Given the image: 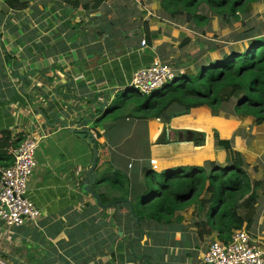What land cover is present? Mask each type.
<instances>
[{"label": "crops", "instance_id": "0c3cea01", "mask_svg": "<svg viewBox=\"0 0 264 264\" xmlns=\"http://www.w3.org/2000/svg\"><path fill=\"white\" fill-rule=\"evenodd\" d=\"M19 1L27 6L12 9L0 0V133L9 134L10 144L4 148L11 156L25 134L39 130L26 196L40 217L17 227L0 222V260L6 264H204L208 244L218 239L212 233L198 240L194 223L199 218L191 219L192 210L176 212L171 224L145 222L141 227L139 218H133V201L146 191L144 169L160 173L204 167L211 161L221 165L225 151L209 137L200 145L189 137L170 140L171 130L158 128L155 120L165 125L171 120L172 133L192 128L181 126L177 117L165 123L145 121L115 109L127 96L136 68L180 58L178 44L182 37L190 39L184 36L181 17L165 14L160 0ZM146 36L150 43L142 47L140 41ZM163 41L177 43L168 57L158 55ZM193 58L188 57L192 62ZM33 71L48 80L37 79L35 85L30 78ZM259 127L250 134V157L264 160V122ZM81 131L91 134L102 153L88 183L95 196L83 191L93 146L80 137ZM162 131L164 141L158 139ZM136 133L144 141L129 145ZM231 136L233 151L246 157L238 134ZM206 146L220 161L209 159ZM2 159L5 156L0 165ZM260 180L264 192V179ZM121 201L130 206L115 208ZM251 218L252 240L264 242V194Z\"/></svg>", "mask_w": 264, "mask_h": 264}, {"label": "trees", "instance_id": "16d2710c", "mask_svg": "<svg viewBox=\"0 0 264 264\" xmlns=\"http://www.w3.org/2000/svg\"><path fill=\"white\" fill-rule=\"evenodd\" d=\"M257 1L160 0L162 11L169 17L183 16L185 22L192 21L196 26L207 22V17L198 13L202 5L230 24L238 21L240 15L248 11L249 5ZM4 2L12 9L20 10L27 6L26 2L19 0ZM95 3L97 5L98 1ZM146 42L150 43L147 36ZM247 42L245 49L232 50L216 62L196 66L194 72H176L174 81L157 91L128 93L129 97H123L115 109L128 107L127 117L145 121L159 119L165 123L169 118L186 115L192 109L206 107L213 115L226 111L237 116H250L256 124H261L264 122V37H250ZM186 44L187 41L182 45ZM116 117L113 116L112 120L119 118ZM214 139L216 146L229 155L230 166L221 167L211 161L204 167L169 169L160 173L143 170L147 188L133 201V218H139L141 227L145 222L171 224L176 212L192 208L191 216L199 218L194 223L198 240L215 232L218 240L227 242L233 231L249 230L253 219L252 214L247 216L248 209L252 210L263 195L261 183L255 181L251 184L243 169V159L233 151L231 141L220 140L217 136ZM202 142L196 140L195 144ZM8 144V132H1L0 159L5 156L1 166L9 165L13 160L12 153L10 156L6 153L8 148H4ZM207 152L210 158L215 155V151ZM101 154L98 153L96 169L101 163ZM112 181L109 180L110 183ZM100 201L104 202L103 196H100ZM121 204L130 206L121 201L114 207Z\"/></svg>", "mask_w": 264, "mask_h": 264}, {"label": "rangeland", "instance_id": "374dc122", "mask_svg": "<svg viewBox=\"0 0 264 264\" xmlns=\"http://www.w3.org/2000/svg\"><path fill=\"white\" fill-rule=\"evenodd\" d=\"M259 3L260 4L255 2V3L250 4L248 7L249 8L248 11L245 14L240 15V19H238V21L231 22L230 24L224 22L221 17L211 12L209 8L205 5L200 6L198 10V13L200 15L207 17V22L203 23L201 26H196L192 21L185 22L184 17L182 16L181 19L179 20L181 24L180 23L179 24L181 25L182 29L185 31L184 36L188 35L190 39L182 37V40L180 41V38H179L178 41H180V45L184 43L186 40L189 41L190 43L185 45L183 49H181L183 45L180 46L178 44L177 48L180 49V51H179V54L177 55H180V58L178 59L175 57L172 58V60L174 61H172L171 63L163 60L164 62L162 63L167 65L169 70L173 71V73H176L178 71V68L180 67L182 68L185 67L186 69L188 66L189 67L187 68L186 71L193 70L194 72L196 71V68H195L196 66H199L201 64L208 65L209 62H216L219 60V58H221L222 55L229 53L232 50L237 49L241 51L245 49L246 47H248L247 41L249 40L250 37H255V38L264 37V1L260 0ZM150 12L152 13L154 12L156 15H160L155 11H150ZM159 20H160L159 23H164V25H167L162 19H159ZM167 26H171V25L168 24ZM145 29L146 27L144 26V30ZM246 35L247 36L250 35V36L246 37ZM144 37H145V33H144ZM174 44L177 45L175 41H173L172 43L163 41L162 43H159V46L163 47L162 51L159 53L157 51L156 52L158 53V55L161 54L163 57L165 56L168 57L169 55L168 53H174L176 51ZM145 46H146V43H145ZM188 57L190 58L196 57V58H193V62H192V60H189ZM188 62H192V63H188ZM174 64L176 66H174ZM42 74L43 73H38L37 71H33V74L30 75V78H33L36 80L35 85H37L38 82L39 83H43V81L45 82V79L48 80L49 77L42 75ZM61 76L64 77L63 74H61ZM37 79H39L38 82H37ZM128 85H129L128 93L136 94V91L133 89V84L129 83ZM121 96L122 95L119 94L116 100L120 101ZM127 97L129 96L127 95ZM116 110L127 113L130 111V108L125 107V108L116 109ZM202 113H205V114L202 115ZM120 115L121 114L117 115L116 118L120 117ZM183 117H186V118H183ZM221 117H224L229 120L222 119ZM175 121L176 122L179 121L181 126L192 127V128L189 131L181 129L177 133H174V132L172 133V129L170 128L171 120L166 125L157 120H155V123L158 125V128H167L171 130L170 132H168L170 140H174V139L181 140V139H184V137L185 138L189 137V139L194 145H196L195 144L196 140L197 141L203 140V142H205L207 137L211 138L212 142H214V145H216V142L214 141L215 140L214 136H217L220 140H225L224 139L225 137H229L230 139L229 141H233L231 134L233 133L235 135L238 134L241 140L242 146H244L245 151L248 152V155L246 157L241 156L243 159V169L246 175L249 177L251 184H253L255 181H258L261 183L260 188L262 189L263 181L261 182L260 179H264V175H263L264 168L261 166V164L264 160L263 159H259V160L252 159L250 157V134L252 133L253 127L255 128L256 131H258L260 128L259 125H261L263 122L261 124H256L255 120L250 116H246V117L237 116V115L231 114V112H229L228 114L226 111H222L216 115H213L210 112V110L207 108H202V109L198 108L196 110H192L185 116L177 117ZM119 122H121L122 124V121H119ZM36 131H39V130L37 129L33 130L32 137L33 139L38 140L40 136H39V133ZM165 137H166L165 133L164 131H162L158 139L161 141H164ZM142 141H144L143 138H140L138 136V133H136L134 136V141L130 143L129 145L133 144L134 142L142 143ZM263 146H264V143H263ZM205 148L207 151L212 150L211 147L209 146H206ZM211 158L216 159V156L214 155V157L212 156ZM33 160L35 161V155L33 157ZM216 161H220V160L216 159ZM230 164H231L230 157L229 155L227 156L226 154L225 163L221 164L222 165L221 167H226V165L230 166ZM254 164H257L258 166L257 165L253 166ZM34 169L32 171L31 176L33 175ZM30 177H29L28 183L30 181ZM255 178L259 180H255ZM216 196H218L217 193H216ZM185 210H187L186 213H188V211L192 210V208H187ZM243 212L244 211H241V213ZM252 213H253V209L252 210L251 208L248 209L247 216L250 217ZM243 215H245V213H243ZM193 218H195V216H191V219ZM248 231L250 232V227Z\"/></svg>", "mask_w": 264, "mask_h": 264}, {"label": "built area", "instance_id": "2783aa9c", "mask_svg": "<svg viewBox=\"0 0 264 264\" xmlns=\"http://www.w3.org/2000/svg\"><path fill=\"white\" fill-rule=\"evenodd\" d=\"M145 47V40L140 41ZM176 78L175 73L162 62L133 71L130 83L138 93L157 91ZM38 140L25 134L11 151L12 162L0 165V222L3 226L17 227L38 220L40 211L27 198V183L35 167L33 157ZM154 166V165H153ZM204 264H264V242L252 240L245 228L233 231L229 241L214 240L203 255ZM0 264H6L0 260Z\"/></svg>", "mask_w": 264, "mask_h": 264}, {"label": "water", "instance_id": "95a60500", "mask_svg": "<svg viewBox=\"0 0 264 264\" xmlns=\"http://www.w3.org/2000/svg\"><path fill=\"white\" fill-rule=\"evenodd\" d=\"M106 103H103V107L105 106ZM46 120V119H45ZM70 132H73L72 130H70ZM80 135L81 138H85L88 143L92 144L93 146V150H92V159L85 171V177H84V184H83V191L94 195V193L92 192L90 186L88 185L91 174L94 172V169L96 167V162H97V158H98V152H97V148H96V141L95 139L91 136V134L89 132H84L81 131V133H78ZM95 196V195H94ZM96 201L98 202V204L100 206H102L99 201L98 198L96 199ZM136 220L138 221V217L136 218Z\"/></svg>", "mask_w": 264, "mask_h": 264}, {"label": "bare ground", "instance_id": "6f19581e", "mask_svg": "<svg viewBox=\"0 0 264 264\" xmlns=\"http://www.w3.org/2000/svg\"><path fill=\"white\" fill-rule=\"evenodd\" d=\"M172 81H174V80H172Z\"/></svg>", "mask_w": 264, "mask_h": 264}]
</instances>
